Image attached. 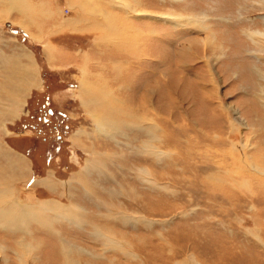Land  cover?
<instances>
[{"label": "rangeland", "instance_id": "obj_1", "mask_svg": "<svg viewBox=\"0 0 264 264\" xmlns=\"http://www.w3.org/2000/svg\"><path fill=\"white\" fill-rule=\"evenodd\" d=\"M73 1L0 14V264H264V0Z\"/></svg>", "mask_w": 264, "mask_h": 264}, {"label": "crops", "instance_id": "obj_2", "mask_svg": "<svg viewBox=\"0 0 264 264\" xmlns=\"http://www.w3.org/2000/svg\"><path fill=\"white\" fill-rule=\"evenodd\" d=\"M45 0H38V1H34V3L35 4H37V6H36V12H34V13H32V17L34 16V18H33V20L32 19H30L29 21L30 22H32L34 25H37V26H39V28L37 29V31H40V32H43L44 30H46V29H42L41 27H40V25H42V23H44V21H46V19L48 18V19H52V18H55L57 21H58V23H59V27L60 28H62L61 27V24L63 23V21H62V19H59V18H61L60 16L62 15L60 12H61V9H60V5H59V2H57V0H50L49 1V5H50V7L48 8V7H46L45 6V2H44ZM69 2H71V3H73L74 1L73 0H66V2L65 3H69ZM3 6V5H2ZM30 6L32 7V6H34V4L31 2L30 3ZM69 7V6H68ZM21 8V7H20ZM19 8V9H20ZM52 8V9H51ZM59 9V11H57L58 12V14H57V12H56V9ZM19 9H14V10H16L17 11V13H18V15H20V16H22V17H26L27 15H21V13H20V10ZM33 10H35V8L33 9ZM45 10V11H44ZM38 12V13H37ZM23 14V13H22ZM39 14V15H38ZM2 16V15H1ZM12 16V15H11ZM59 17V18H58ZM67 20H74V17H72V18H68L67 17ZM11 21V20H10ZM56 21V22H57ZM13 22H16L15 23V25H13V31H11L10 29H8V33H10V34H14L15 35V33H17V32H19L20 31V29L22 30V31H24L25 33H26V35H23V37H25V38H27V39H35V37L37 36V35H35L30 29H28V27H27V24H26V22H24V20H22V19H20V20H17V19H14L13 20ZM72 22V21H71ZM10 24H13V23H10ZM51 24V23H50ZM55 24V23H54ZM54 24H53V27L54 28H52L51 30H54V29H56V27L54 26ZM63 26V25H62ZM11 28H12V26H10ZM51 30H49V31H51ZM35 31V30H34ZM49 31H46V32H49ZM2 33L4 32V31H1ZM31 33V34H30ZM41 34H43L44 36H49V35H46V33L45 32H43V33H41ZM7 34H4V37L6 36ZM33 37H32V36ZM0 38H3L2 37V34H0ZM8 39V40H7ZM8 41V43L6 44V42ZM4 47H6V49H8V50H6V52H5V50H4ZM11 47L13 48V49H11ZM0 49H1V51H2V53H0V54H2L3 56H1L0 57V62H1V64H3V65H0V68L2 69V72L3 73H6V71H7V73L8 74H13L14 73V69L12 68V65H11V62L8 60V58L6 57L7 55H8V53H10L11 54V52H12V50H18L19 52H22V53H26L25 52V50H27L28 49V47L27 46H24L23 44H20L19 43V39L17 38V37H5V39H4V41H3V43H1L0 44ZM29 50H31V49H29ZM112 50V49H111ZM112 53V52H111ZM30 55H31V52H30ZM4 57V60H1L2 58ZM20 62H24L23 60H19V62L18 63H20ZM6 68L8 69V70H6ZM10 68V69H9ZM27 74H29V75H31V73L28 71V72H26ZM39 77H40V71L38 72V79H35V81L37 82V81H39ZM3 78V80H6L7 79V77H2ZM2 80V81H3ZM2 81H0V84H2ZM4 82V81H3ZM13 83V86H17V87H20V88H23V86H22V84L18 81V80H15L14 82H12ZM30 85V83L29 84H27V86H29ZM14 87H12V89H13ZM15 89V88H14ZM22 96V95H21ZM17 101H20L19 99H17ZM80 101L82 102L83 100H81L80 99ZM19 104V103H18ZM19 106V105H18ZM17 110H18V108H17ZM15 112H16V110H15ZM72 137V136H71ZM74 147H76V146H74ZM8 150V149H7ZM31 176V175H30ZM30 178L31 177H29V180H30ZM28 180V181H29ZM12 183H11V180H9V182H8V188H11L12 187ZM30 185L32 186V183H30ZM29 185V186H30ZM47 192H49V189H45ZM3 200V199H2ZM47 200H49V199H47ZM8 203H6V205H7V207H9L10 205L11 206H13V209H9V210H6V213L4 214V215H6L7 216V218L6 219H2L1 217H0V233H5V232H8V230H10V229H14L15 230V232H19V231H24V227L23 226H26L27 225V227L28 228H30V225H28V224H24L22 227H16L17 226V222H18V220L16 219L18 216H22V217H24V218H28L29 217V215H28V213L27 214H25L24 212L25 211H21V210H19V209H17L19 206H21V202H22V200H20L18 197H11V198H9L8 199ZM19 202V203H18ZM5 204V203H4ZM0 205H2V206H4V208H6V206L5 205H3V204H0ZM9 205V206H8ZM56 210V209H55ZM12 213H14V215H12V216H14L13 217V219L12 220H15V221H11L10 222V214H12ZM10 223V224H9ZM32 225V224H31ZM32 228H33V225H32ZM3 231V232H2ZM37 231V230H36ZM38 231H49V229H39ZM14 232V233H15ZM2 241H4L3 239H2Z\"/></svg>", "mask_w": 264, "mask_h": 264}, {"label": "bare ground", "instance_id": "obj_3", "mask_svg": "<svg viewBox=\"0 0 264 264\" xmlns=\"http://www.w3.org/2000/svg\"><path fill=\"white\" fill-rule=\"evenodd\" d=\"M21 0H19V1H17V0H8V2H7V5H8V7L10 8H6V9H4L6 12H4V10H2L1 12H0V14L3 16V14H5V13H7V14H9V12H12L14 9H19L20 7V9L22 10V8H23V6L21 5V2H20ZM17 3V4H16ZM26 8V15L28 14V15H31L32 16V13H34L33 11H30L29 10V7H25ZM45 11V10H44ZM24 12V13H25ZM20 13H22V12H20ZM23 13V14H24ZM39 15V14H38ZM29 17V16H28ZM33 18H34V16H33ZM33 18H32V20H33ZM13 22V21H12ZM26 22V21H25ZM10 83V82H9ZM6 84V83H5ZM5 97H8V96H5ZM2 100V99H1ZM10 102H12V101H10ZM102 103V102H101ZM10 104V103H9ZM11 105V104H10ZM98 105H101L102 106V104H99L98 103ZM97 105V106H98ZM99 107V106H98ZM18 108V107H17ZM101 108H103L104 109V106H102ZM99 109V108H98ZM6 114V113H5ZM97 114V113H96ZM8 116H9V114H8ZM92 117V116H91ZM98 117V116H97ZM102 127L106 130V133L105 134H108V133H111V127L109 126V125H106L105 127L102 125ZM109 131H108V130ZM100 131V130H99ZM116 131V130H115ZM113 133V132H112ZM4 215V214H3Z\"/></svg>", "mask_w": 264, "mask_h": 264}]
</instances>
